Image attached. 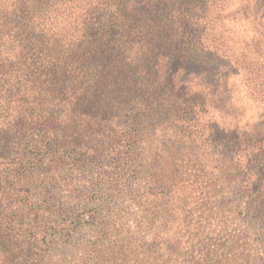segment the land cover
I'll list each match as a JSON object with an SVG mask.
<instances>
[{"label": "trees", "instance_id": "1", "mask_svg": "<svg viewBox=\"0 0 264 264\" xmlns=\"http://www.w3.org/2000/svg\"><path fill=\"white\" fill-rule=\"evenodd\" d=\"M8 2L0 0V141L12 140L18 155L11 175H0L2 184L10 187L44 157H50L46 173L64 158L100 167L113 149L114 128L127 138L121 154L128 163L134 128L142 120H171L187 124L191 144V131L200 139L210 130L208 146L237 161L234 172L247 176L246 215L264 221V127L242 122L246 107L234 105L230 87V78L242 86L243 80L264 101V0ZM201 117L209 118L206 126ZM107 130L102 139L89 137ZM182 150L175 154L193 155ZM17 193L30 205L29 192ZM258 242L257 254L173 263L264 264V242ZM30 245L22 261L38 264ZM3 253L0 264H18Z\"/></svg>", "mask_w": 264, "mask_h": 264}, {"label": "rangeland", "instance_id": "2", "mask_svg": "<svg viewBox=\"0 0 264 264\" xmlns=\"http://www.w3.org/2000/svg\"><path fill=\"white\" fill-rule=\"evenodd\" d=\"M242 83L230 78L234 105L246 107L242 122L264 127V101L251 96ZM207 120L199 119L201 127ZM142 123L132 131L135 144L128 163L121 154L127 138L114 128L111 147L119 154L109 147L100 167H81L83 162L74 165L64 158L51 163L46 173L50 157H44L26 167L10 187L0 180V256L7 251L24 264L30 244L37 249L31 254H39L38 264H174V259L227 260L237 252L260 253L264 221L246 215L247 176L234 172L237 161L208 146L210 130L200 139L191 131V144L187 124ZM109 133L89 137L97 140ZM11 145L12 140L0 141V175H11L14 167L18 152ZM180 147L183 154L193 155H176ZM18 190L29 192L30 205L19 202ZM45 190L51 191L52 200ZM42 200L49 204L40 206Z\"/></svg>", "mask_w": 264, "mask_h": 264}]
</instances>
